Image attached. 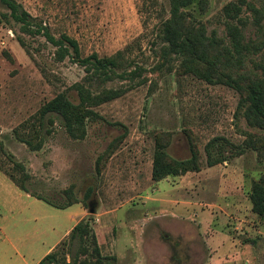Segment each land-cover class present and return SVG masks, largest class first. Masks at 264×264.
<instances>
[{"label": "rangeland", "instance_id": "rangeland-1", "mask_svg": "<svg viewBox=\"0 0 264 264\" xmlns=\"http://www.w3.org/2000/svg\"><path fill=\"white\" fill-rule=\"evenodd\" d=\"M16 1L32 28L74 38L83 56L127 47L122 69L138 74L102 84L125 91L93 107L81 136L53 115L41 147L30 148L21 137L38 128L42 104L60 91L77 102L72 85L86 83V72L68 54L59 60L58 45L42 32L23 31L0 1V264H36L50 251L58 264L69 262L64 232L73 220L89 222L115 264H264V219L249 199L264 157L244 142L262 139L264 130L237 111L234 88L182 73L180 59L162 56L156 34L168 0ZM187 10L227 44V27L236 25L246 68L264 79V0H204ZM156 138L174 158H189L195 147L199 169L152 179ZM207 143L211 158L222 157L213 165ZM12 160L23 163L29 192L41 198L13 183L7 171H22ZM90 240L78 264H96Z\"/></svg>", "mask_w": 264, "mask_h": 264}, {"label": "trees", "instance_id": "trees-1", "mask_svg": "<svg viewBox=\"0 0 264 264\" xmlns=\"http://www.w3.org/2000/svg\"><path fill=\"white\" fill-rule=\"evenodd\" d=\"M0 1L9 8L10 16L23 31L38 34L42 32L49 40L58 45L56 54L59 60L68 54L86 72V83L76 82L72 85L77 91L78 101L73 102L65 91L56 93L40 107L38 128L33 129L32 134L21 137V140L30 148L39 149L45 134L50 132L45 126L47 122H53V115L61 120L70 136H81L84 132L86 118L94 113L93 107L115 99L125 91V89L102 87V84L116 78H128L129 76L132 78V75L138 74L137 69L131 71L122 69L127 47L119 49L111 55L99 56L97 52H92L83 56L80 54L78 43L74 38L63 34L58 39H54L44 25L40 24L36 28H32V25L36 23L32 21L31 15L19 2L16 0ZM194 2L202 5L204 0H168V15L160 19L156 34L162 56L180 59L179 66L182 73L193 74L208 83H223L234 88L239 93L237 111L241 110L242 116L250 127L264 130V79L246 68L247 45L242 42L240 29L233 24L227 27L230 36L229 44L224 43L215 35H207L203 23L193 18L187 10V7ZM17 40L22 47H25L21 37L17 36ZM94 86L100 87L97 93L92 92ZM42 128H44V135L41 137ZM32 136L33 138L38 137V141L33 142ZM244 142L246 146L257 149L264 157V137L262 139L247 137ZM165 145L164 140L156 138L151 166L152 179L160 180L167 175L199 169L195 147L192 146V154L189 158L180 159L170 156ZM210 145L211 143H207L205 146L208 155L207 162L209 165H213L222 160V157L220 159L211 158ZM242 150L239 149L236 153L239 154ZM13 165L22 171L19 177L7 171L13 183L21 190L41 198L37 194L29 192L26 185L29 174L23 163L14 160ZM249 199L252 211L264 219V172L252 182ZM72 203L73 200H69L59 207H66ZM67 235L69 241L66 244L71 260L65 264H78V254L87 238L91 239L92 255L95 257L96 264H115L114 255L101 253L88 221H78ZM36 264H58L55 252L46 253Z\"/></svg>", "mask_w": 264, "mask_h": 264}, {"label": "crops", "instance_id": "crops-1", "mask_svg": "<svg viewBox=\"0 0 264 264\" xmlns=\"http://www.w3.org/2000/svg\"><path fill=\"white\" fill-rule=\"evenodd\" d=\"M73 218L72 219H74V216H72ZM76 222H74V220H73V222H72V224L65 230V232H64V234H67V232L70 230V228L75 224ZM62 237H60L59 239H61ZM56 243V242H55ZM55 243L54 244H52V246L51 247H53L54 245H55ZM51 247L50 248H48V250H50L51 249ZM47 250V251H48ZM47 251H45L44 252V254L47 252ZM43 254V255H44Z\"/></svg>", "mask_w": 264, "mask_h": 264}, {"label": "water", "instance_id": "water-1", "mask_svg": "<svg viewBox=\"0 0 264 264\" xmlns=\"http://www.w3.org/2000/svg\"><path fill=\"white\" fill-rule=\"evenodd\" d=\"M94 204H95L94 202L93 203L92 202L88 203V205H89V208H88L89 210L88 211L90 213H94L95 212Z\"/></svg>", "mask_w": 264, "mask_h": 264}]
</instances>
